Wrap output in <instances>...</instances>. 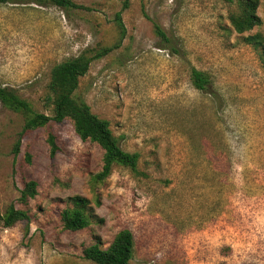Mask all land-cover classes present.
I'll list each match as a JSON object with an SVG mask.
<instances>
[{
  "label": "rangeland",
  "instance_id": "374dc122",
  "mask_svg": "<svg viewBox=\"0 0 264 264\" xmlns=\"http://www.w3.org/2000/svg\"><path fill=\"white\" fill-rule=\"evenodd\" d=\"M71 1L80 8L0 4V86L51 115V68L119 41L122 11L120 44L91 62L74 98L139 154L137 168L114 164L97 180L103 151L68 119L24 132L15 153L25 115L0 103V213L14 204L29 215L0 222V264H97L83 250L106 248L122 228L131 264H264V68L243 41L264 35V0L262 25L242 34L228 20L238 0ZM191 67L209 74L206 91ZM28 181L36 194L22 205ZM75 195L90 201V224L65 231L60 211Z\"/></svg>",
  "mask_w": 264,
  "mask_h": 264
},
{
  "label": "trees",
  "instance_id": "16d2710c",
  "mask_svg": "<svg viewBox=\"0 0 264 264\" xmlns=\"http://www.w3.org/2000/svg\"><path fill=\"white\" fill-rule=\"evenodd\" d=\"M223 1L233 2V0ZM5 3L52 4L65 10L80 8L71 0H0V4ZM259 4V0H238L237 10L231 12L228 16L229 23L236 33L242 34L262 25V19L258 14ZM121 12L118 11L115 14V21L121 37L114 45L98 49H87L75 57L55 64L51 68L46 97L52 106L51 115L33 112L29 101L18 95L13 88L0 86V103L25 115L23 129L14 145L15 153H17L19 141L24 132L43 127L50 122L59 123L68 119L81 140L92 141L99 145L103 151L102 165L96 174L97 180L105 179L111 173L114 164H120L132 171L136 170L139 154L123 150L114 137L109 122L92 113L87 104L74 98L79 78L86 74L91 62L108 54L120 44L125 33ZM154 27L160 38L164 39L165 42L170 41L159 25L155 24ZM243 41L252 48L260 65L264 68V35L261 32H256L244 37ZM189 77L194 88L201 91H206L211 82L206 71L195 67L190 68ZM46 142L50 156H54L58 150L55 136L49 133ZM20 192L21 195L18 201L25 205L28 199L33 198L36 194V182L28 181ZM67 201L68 205L60 211L59 215L62 230L76 232L87 227L90 224V216L87 212L90 201L80 195L71 196ZM28 219L27 210L18 208L14 204H10L4 213H0V222L5 227H11L19 220ZM133 247L132 231L128 228H122L106 248H100L98 242H96L83 250V257L97 264H131Z\"/></svg>",
  "mask_w": 264,
  "mask_h": 264
}]
</instances>
